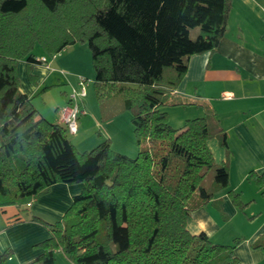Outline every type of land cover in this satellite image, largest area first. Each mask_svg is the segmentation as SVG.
I'll list each match as a JSON object with an SVG mask.
<instances>
[{
    "label": "trees",
    "instance_id": "1",
    "mask_svg": "<svg viewBox=\"0 0 264 264\" xmlns=\"http://www.w3.org/2000/svg\"><path fill=\"white\" fill-rule=\"evenodd\" d=\"M232 2L0 0V208L26 206L57 183L84 185L62 219L32 216L51 237L38 245L42 255L25 264H56L57 252L73 264H241L234 253L240 240L216 244L187 229L189 214L210 203L222 213L214 198L229 187V168L214 162L208 141L219 137L228 152L225 131L206 104H197L204 116L180 128L163 109L188 104L175 92L189 57L218 48ZM81 44L92 53L99 102L124 97L135 158L114 151L109 139L79 152L66 127L40 117L20 92L18 62L25 60L29 72L45 63L32 53L37 45L54 56ZM211 171L213 185L206 187ZM249 174L264 186V173ZM228 194L244 210L240 194ZM252 248L264 252V233ZM13 255L0 250V264Z\"/></svg>",
    "mask_w": 264,
    "mask_h": 264
},
{
    "label": "crops",
    "instance_id": "2",
    "mask_svg": "<svg viewBox=\"0 0 264 264\" xmlns=\"http://www.w3.org/2000/svg\"><path fill=\"white\" fill-rule=\"evenodd\" d=\"M231 5L227 30L218 48L214 52L189 57L188 71L175 92L178 101L188 104L167 107L165 111L169 113L171 123L175 118L176 124L171 125L180 128L187 120L204 116V109L197 104H206L214 110L217 123L226 133L229 149L227 152L219 137L211 138L208 145L214 162L229 168V188L240 191L244 201L262 202V208L257 212L259 215L252 212L254 217L251 219L258 218L259 225L234 253L241 264H264V252L252 248L256 238L264 233V186L257 187L249 174L252 171L259 175L264 173V0H233ZM79 46L67 47L62 50V55L52 60L42 50L37 52V59L47 60L44 64L33 65L31 72L25 60L17 65L20 92L31 97L40 117L50 122L61 124L59 110L69 104L70 89L76 88L79 78L84 75L77 67L78 58L71 56L81 48ZM64 52L69 53L64 55ZM46 87L47 90L40 91ZM56 90L59 93L55 96ZM88 96L81 101L85 105ZM123 113L93 114L94 117L90 118L87 112L80 118L79 131L75 136L80 132L84 142L92 133L89 129L99 131L104 128L99 143L105 138L113 143L117 137L119 146L114 151L126 154L125 149L135 153L138 150L134 148L132 120L128 119L124 126ZM83 188V184L57 183L49 193L38 196L26 206L0 208V250L14 251L6 264H25L42 255L44 250L38 245L49 239L51 234L42 224L31 221L32 216L38 215L50 221L61 219L73 197ZM219 194L227 214L232 215L230 222L237 209L226 191ZM214 206L189 214L187 229L192 234L204 232L210 239L220 232L225 235L226 231L220 224L222 214ZM18 218L21 219L19 222H13Z\"/></svg>",
    "mask_w": 264,
    "mask_h": 264
},
{
    "label": "rangeland",
    "instance_id": "3",
    "mask_svg": "<svg viewBox=\"0 0 264 264\" xmlns=\"http://www.w3.org/2000/svg\"><path fill=\"white\" fill-rule=\"evenodd\" d=\"M199 32H201V31H200V28H198V27L191 29V32H190L191 38L196 39L199 35ZM79 47H81V48L77 49L78 51L76 53L71 54V56L76 58V59L78 58L79 62L77 63V67L80 71L83 72L84 75H82V76L84 78H88V80L90 82L89 83L90 86H89V88H87L89 96H88L87 100H85L86 105L83 103V107L85 106L84 108H85L86 112H88V114H87L88 117L93 118L94 115H99V114H101L102 116L103 115L107 116L109 114H121L124 112L121 118L125 122L124 126H126L128 119L130 121V119L132 120V118H131V114H129V111H127L125 108L124 101H123L124 100L123 95L121 93H116L113 96H111L110 98L101 100L99 102L96 91H95V89H93L94 88V80H95V76H94L95 70H94V66L92 63L93 62L92 61V53L89 50L88 44H81ZM41 50L43 51L42 47L40 45H37L32 53H34V55L36 56L37 52H39ZM68 53L69 52H64V55H68ZM59 55H62V52L58 53L54 56H55V58H57ZM46 56L49 60L54 59V56H49L48 54H46ZM19 62H18V64H19ZM17 71H18V66H17ZM55 87H64V86L56 85ZM75 87H78V84ZM58 90H60V89H58ZM58 90L55 91V93H54L55 96L57 95V93H59ZM169 107H171V106H168V108ZM166 108L167 107H164L163 109L165 110ZM172 120H174L172 123L176 124L175 118H172ZM169 121H170V125H171L172 123H171L170 115H169ZM104 130H105L104 128L99 129V131H98V129H96L95 131L93 130V128L89 129V131H91L92 133L89 135V137H88L89 139L87 141H84V142L81 141L82 139L80 137V132L77 136L71 135L70 133H68V137L70 139V142H72V143L74 142L73 144L76 145V148L79 152H81V153H83L85 151L89 152L100 144L99 143L100 141H98V140L101 137L100 134L104 133ZM106 139L107 138L102 139L101 142H103ZM79 141H81V143ZM77 142H78V144H77ZM118 142H119V138L114 137V142L111 143V146L113 149L118 148V146H119ZM135 147L138 150L137 145H136V141H134V148ZM130 151L131 150L127 151L124 149V152L126 153V155L128 154V156L135 158L137 156L138 152L135 151V153H130ZM122 154H124V153H122ZM213 174H214V171H211L207 175V178L205 180V186L206 187L213 185V181H214V175ZM229 187H230V184H229ZM229 187H227V189H223V190H220L219 192H217L215 195V198H214V200L220 199L219 200L220 202L218 203L220 208L222 209V213H220V215L222 214L221 215L222 222L220 221V224L223 227V230L226 231L224 236L222 235V232H220L216 236L212 237V239H210L213 243H216V244L233 245V243H235L236 239L240 240V243H242L243 240H245V238L250 237V234L257 227V225H259L258 223L260 222V221H257L258 218H256V217H257V215H259V213L257 214V212H259L261 210L260 207L262 208V202H260V201L259 202H257V201H254V202L253 201L252 202L247 201L246 202L243 200V197H242L240 191H238V192L234 191V192L240 194V196H241L240 200H242L246 204V207L244 208V210L240 209V208L236 207L233 204V202L231 201V198L229 197L228 193H229V191L232 190V188H229ZM224 191L227 192V195L230 198L232 205L237 209L236 216L234 218L232 217V220L230 222H228V221L230 220V217L232 215L227 214V211L223 207L224 202H223L222 198L219 197L221 195L219 193L224 192ZM218 197H219V199H217ZM207 206L215 207L213 203H210ZM207 206H205V207H207ZM252 212L254 214H257V215H255L256 216L255 218L257 220L254 218L255 220L251 221V219H253V217H254V216H252ZM43 219L45 221L51 222V223L58 221V220L50 221L49 219H46V218H43ZM55 260H56V264H73L68 259L66 260V256L62 252H57L55 254ZM7 261H9V260H7ZM7 261H6V263H7Z\"/></svg>",
    "mask_w": 264,
    "mask_h": 264
},
{
    "label": "built area",
    "instance_id": "4",
    "mask_svg": "<svg viewBox=\"0 0 264 264\" xmlns=\"http://www.w3.org/2000/svg\"><path fill=\"white\" fill-rule=\"evenodd\" d=\"M55 58V56H54ZM46 61L47 59L44 58ZM89 80L84 77H80L78 80V87L71 89L70 102L66 106L59 110V117L61 125H64L71 135H76L79 131V120L87 112L83 107V99L87 97L89 88Z\"/></svg>",
    "mask_w": 264,
    "mask_h": 264
}]
</instances>
